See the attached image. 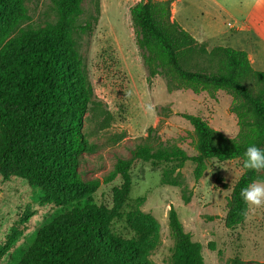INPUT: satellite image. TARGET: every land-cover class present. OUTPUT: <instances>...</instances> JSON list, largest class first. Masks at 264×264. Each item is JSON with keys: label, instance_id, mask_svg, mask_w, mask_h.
Returning a JSON list of instances; mask_svg holds the SVG:
<instances>
[{"label": "trees", "instance_id": "1", "mask_svg": "<svg viewBox=\"0 0 264 264\" xmlns=\"http://www.w3.org/2000/svg\"><path fill=\"white\" fill-rule=\"evenodd\" d=\"M81 2L54 0V25L45 30L24 29L5 41L17 21L25 17V9L23 0H0V173L14 174L44 188L46 197L58 203L92 193L117 176L122 183L112 190L111 207L95 203L75 207L41 227L18 264H154L148 255L156 245L158 225L150 214L136 207L124 215L132 237L117 235L111 228L115 217H123L121 208L131 190L132 162L190 161L193 176L199 179L208 159L244 160L252 145L264 150V70L254 69L243 49L218 45L207 52L171 19L173 0L137 1L130 8V17L148 79L172 76L195 94L230 92V110L237 119L238 132L227 137L202 116L183 113L196 135L193 154L177 146L153 150L141 144L131 152V159H119L102 180L84 182L78 175V157L92 151L93 145L82 132L90 87L73 37L74 31L89 28L88 24H74L82 12ZM190 54L214 62L208 66L190 64ZM257 174L258 170L244 168L233 184L226 200V228L245 220L248 203L240 193ZM168 224L174 239L172 264H203L199 243L191 240L172 206ZM18 234L15 229L3 251Z\"/></svg>", "mask_w": 264, "mask_h": 264}, {"label": "rangeland", "instance_id": "2", "mask_svg": "<svg viewBox=\"0 0 264 264\" xmlns=\"http://www.w3.org/2000/svg\"><path fill=\"white\" fill-rule=\"evenodd\" d=\"M137 1L82 0V12L74 21L75 25L89 26L73 32L90 87L82 132L93 150L78 157L77 167L84 182L102 180L119 159H131V152L141 144L153 150L177 146L193 154L196 135L183 113L202 116L210 127L227 137H235L238 132L237 119L230 110V92L206 90L195 94L172 76L154 75L148 79L130 17V8ZM223 1L237 5L241 11L253 9L226 15L209 2L182 0L177 5V20L185 27L193 24L205 6L212 14L210 23L214 28H208L203 21L206 16H201L196 26L187 29L195 34L196 41L207 52L218 45L243 49L248 52L252 67L264 70V0ZM23 6L25 17L17 21L5 41L21 30H45L57 21L54 0H23ZM170 12L175 20V10ZM188 57L190 64L208 66L214 62L195 54ZM147 105H151V111ZM243 162L241 158L208 159L202 176L195 179L190 161L179 164L135 160L130 168L129 198L121 208L123 217L112 220V231L132 237L124 215L138 207L158 225L157 242L148 258L154 264H172L174 239L168 224L172 206L191 240L199 243L203 264H264V203H248L242 224L232 229L224 225L226 200L243 172ZM121 183L117 176L92 193L58 203L46 197L44 188L32 186L14 174L0 173V264H18L38 230L72 208L91 203L111 207L112 190ZM253 183L264 184L263 169L258 170ZM15 229L19 234L3 251Z\"/></svg>", "mask_w": 264, "mask_h": 264}, {"label": "clouds", "instance_id": "3", "mask_svg": "<svg viewBox=\"0 0 264 264\" xmlns=\"http://www.w3.org/2000/svg\"><path fill=\"white\" fill-rule=\"evenodd\" d=\"M147 109L151 111V105H147ZM244 157L243 167L245 169H264V150L258 149L254 145L249 146L244 153ZM240 195L246 203L260 206L264 203V184L253 183L243 188Z\"/></svg>", "mask_w": 264, "mask_h": 264}, {"label": "crops", "instance_id": "4", "mask_svg": "<svg viewBox=\"0 0 264 264\" xmlns=\"http://www.w3.org/2000/svg\"><path fill=\"white\" fill-rule=\"evenodd\" d=\"M180 1H182V0H173V2H172V4L174 5L173 6V8H171V10L173 11V10H175V15H173V18L175 19V21L182 27V28H184L186 31H188L187 29L188 28H190L191 26H196L197 25V22L199 21V19H200V17L202 16V18L204 17V16H206L204 19H203V21H204V23L208 26V28L209 27H211V28H214V25H212L210 22V18L212 17V14H211V12H210V10L209 9H207L205 6L203 7V8H201L200 10H199V12H200V16L199 17H197V22L195 21V23H193V24H186L187 26L185 27L184 25H182L181 23H179L178 22V20H177V15H178V12H179V10H178V7H177V5H178V2H180ZM204 1V3L206 4L207 2H209L210 3V6L211 7H214L216 10H218V12L219 13H224V14H226V15H230V14H232L231 12H243V13H245V12H248L249 10H252L251 9V7L249 8V9H246V11H241L240 9H239V7H237V5H236V7H235V5H233V4H230V3H227L226 4V2L225 1H223V0H203ZM230 5H232L233 7H234V9H231L230 7ZM203 12H202V11ZM233 10V11H232ZM172 19V18H171ZM189 32V31H188ZM189 33H191L192 34V36L195 38L196 36H195V34H193V32H189ZM247 52V51H246ZM247 54H248V52H247ZM250 59V58H249Z\"/></svg>", "mask_w": 264, "mask_h": 264}]
</instances>
